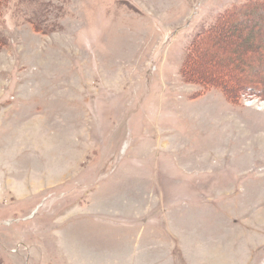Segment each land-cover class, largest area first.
<instances>
[{"label":"rangeland","instance_id":"374dc122","mask_svg":"<svg viewBox=\"0 0 264 264\" xmlns=\"http://www.w3.org/2000/svg\"><path fill=\"white\" fill-rule=\"evenodd\" d=\"M251 1H4L0 264H264V97L181 73ZM227 30L216 80L259 41Z\"/></svg>","mask_w":264,"mask_h":264},{"label":"trees","instance_id":"16d2710c","mask_svg":"<svg viewBox=\"0 0 264 264\" xmlns=\"http://www.w3.org/2000/svg\"><path fill=\"white\" fill-rule=\"evenodd\" d=\"M5 0H0V7L3 6ZM251 6V7H249ZM247 9V10H246ZM243 25L257 27L256 34L259 41L253 46L247 45L241 57L251 56L252 59L245 58L239 62L238 70L240 75L233 77L226 74L224 78H218L208 75L201 67L200 58L203 53V45L206 44L210 37L215 36L219 39L229 35L228 28L240 27ZM264 37V0H252L250 5L239 10L232 9V12L226 11L214 25L197 34L189 44L185 59L181 66V73L185 80L195 82L201 85L219 88L228 96L229 99H238L242 94H258L264 97V41H260ZM230 46L225 47L229 49ZM252 47V48H251ZM212 49L211 47L209 48ZM199 65V66H198ZM226 70V69H225ZM237 70V68H236ZM223 71H221L222 73ZM247 74V75H246ZM252 92V93H251Z\"/></svg>","mask_w":264,"mask_h":264}]
</instances>
